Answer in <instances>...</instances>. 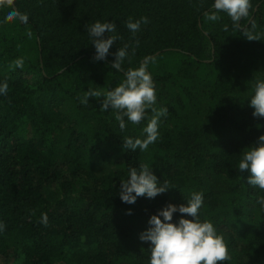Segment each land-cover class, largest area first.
<instances>
[{
  "label": "trees",
  "instance_id": "obj_1",
  "mask_svg": "<svg viewBox=\"0 0 264 264\" xmlns=\"http://www.w3.org/2000/svg\"><path fill=\"white\" fill-rule=\"evenodd\" d=\"M212 4L0 0V81L9 86L0 95V264H148L150 245L139 235L150 216L169 202L186 203L194 191L204 193L201 220L229 248L227 264H264L257 204L264 191L236 169L241 152L264 134V118L253 116L248 100L264 79V0H250L238 25L224 12L209 21ZM130 17L149 23L133 34ZM97 20L115 22L120 37L101 61L86 32ZM124 45L123 69L150 58L156 107L168 109L144 152L125 149L123 139L143 138L150 109L139 125L126 120L123 131L114 111L100 110L103 94L124 78L112 68ZM20 58L23 67L15 65ZM89 88L101 95L82 104ZM139 164L172 189L122 203V179Z\"/></svg>",
  "mask_w": 264,
  "mask_h": 264
},
{
  "label": "clouds",
  "instance_id": "obj_2",
  "mask_svg": "<svg viewBox=\"0 0 264 264\" xmlns=\"http://www.w3.org/2000/svg\"><path fill=\"white\" fill-rule=\"evenodd\" d=\"M249 7L250 0H213L212 9L215 11L205 15L209 21H216L218 19L216 13L224 12L235 25H238L242 18L248 16ZM8 18H14L12 12H9ZM148 23L147 17H141L135 21L130 17L126 27L135 34L140 31L142 24ZM86 32L91 43L94 44L96 61L105 60L110 54L113 43L120 39L115 34V22L97 20L86 25ZM106 32L109 34L107 38H105ZM244 36L249 40L255 39L249 32H246ZM128 47V45L119 47L114 53L115 60L112 68L117 72L122 71L124 78L117 86L103 94L100 110L114 111L119 128L123 131L127 126L126 120L139 125L148 118L147 111L150 109L152 115L142 129L143 138L125 137L123 139L125 149L144 152L159 138V123L162 117L167 116L168 109L156 107V85L150 72L147 71L150 58L142 61L137 68L123 69V63L129 55ZM23 64V58L15 61L17 67H23ZM8 87L7 81H0V95H6ZM100 95L101 92L89 88L80 98V102L88 104L90 98ZM248 100L249 106L254 109L253 116L264 118V79L255 82ZM239 156L236 169L240 172H249L247 184L264 191V134L260 135L254 144L244 149ZM169 189L172 187L169 186L168 181L161 184L152 166L139 164L138 168L129 167L127 178L122 179L118 195L122 203L134 205L140 197L155 199ZM257 204L264 209V196L258 197ZM203 206L204 193L194 191L186 203L177 205L169 202L156 214L150 216L149 227L139 235L142 242L150 245L148 264H227L231 259L229 248L215 225L211 221L201 220L200 210ZM177 213L180 217L178 221L173 222L174 214ZM127 214L132 215L131 208L128 209ZM41 222L47 225L46 213L42 214ZM3 228L4 225L0 223V231Z\"/></svg>",
  "mask_w": 264,
  "mask_h": 264
}]
</instances>
